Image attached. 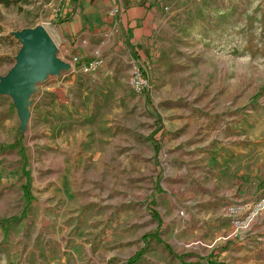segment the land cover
<instances>
[{
  "label": "rangeland",
  "instance_id": "1",
  "mask_svg": "<svg viewBox=\"0 0 264 264\" xmlns=\"http://www.w3.org/2000/svg\"><path fill=\"white\" fill-rule=\"evenodd\" d=\"M6 1L0 79L22 49L14 34L52 37L67 2ZM201 1L170 11L154 52L112 48L98 72L38 84L25 126L2 95L0 220L14 221L0 226V264H129L139 253L136 264H205L231 233L227 207L264 194V0ZM139 69L150 89L136 95ZM259 218L250 255L218 264H264Z\"/></svg>",
  "mask_w": 264,
  "mask_h": 264
},
{
  "label": "crops",
  "instance_id": "2",
  "mask_svg": "<svg viewBox=\"0 0 264 264\" xmlns=\"http://www.w3.org/2000/svg\"><path fill=\"white\" fill-rule=\"evenodd\" d=\"M193 2L202 1L67 0L51 38L67 62L75 57L91 61L96 52L102 56L112 48L118 52L126 50L139 56L148 55L155 51L154 42L159 43L160 34L168 32L170 11ZM262 220L264 222V213L259 218ZM256 225L248 232L245 242L225 241L221 247H209L211 250L202 262L218 264L234 256H249L244 244L250 245L254 238H261L257 237L260 226Z\"/></svg>",
  "mask_w": 264,
  "mask_h": 264
},
{
  "label": "water",
  "instance_id": "3",
  "mask_svg": "<svg viewBox=\"0 0 264 264\" xmlns=\"http://www.w3.org/2000/svg\"><path fill=\"white\" fill-rule=\"evenodd\" d=\"M22 45L15 66L0 79V96L13 99L22 125L30 119L31 96L38 84L50 76H59L72 69L58 57V48L42 27L14 34Z\"/></svg>",
  "mask_w": 264,
  "mask_h": 264
},
{
  "label": "built area",
  "instance_id": "4",
  "mask_svg": "<svg viewBox=\"0 0 264 264\" xmlns=\"http://www.w3.org/2000/svg\"><path fill=\"white\" fill-rule=\"evenodd\" d=\"M117 11L115 10L114 13ZM72 69L84 74L98 72L105 64L104 58L95 53L91 61L75 57L70 62ZM130 87L136 95H141L150 89V82L144 72L137 70L131 80ZM264 212V194L255 202H239L230 205L226 209V215L231 224V233L225 238V241H244L254 222Z\"/></svg>",
  "mask_w": 264,
  "mask_h": 264
},
{
  "label": "trees",
  "instance_id": "5",
  "mask_svg": "<svg viewBox=\"0 0 264 264\" xmlns=\"http://www.w3.org/2000/svg\"><path fill=\"white\" fill-rule=\"evenodd\" d=\"M1 4H8V2L6 1V0H0V5ZM156 124H157V129H156V131L152 134V136H151V141H152V144H153V146H154V148H155V150H156V152L159 150V144L157 143L158 141L155 139L156 138V135L158 134V133H160L161 132V130H162V126H161V119H160V117H158L157 118V120H156ZM158 125H159V127H158ZM28 187H26V189H25V193H24V197L28 200V202H30V195H29V192H28ZM23 215H25V213L23 214ZM157 218V217H156ZM14 220L13 219H4V220H0V226L2 227V229H3V231H4V233H7V231H8V227L11 225V223L13 222ZM159 223H160V221H159ZM152 238V236H146L145 237V240L146 241H148V240H150ZM156 238V237H155ZM141 253H139V254H137L133 259H131L130 260V262H129V264H136L137 263V261L140 259V257H141Z\"/></svg>",
  "mask_w": 264,
  "mask_h": 264
}]
</instances>
